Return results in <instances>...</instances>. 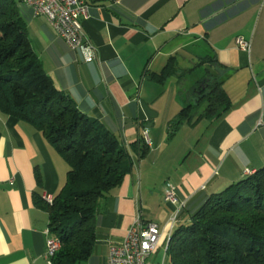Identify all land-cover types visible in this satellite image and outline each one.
I'll list each match as a JSON object with an SVG mask.
<instances>
[{"label":"crops","instance_id":"crops-1","mask_svg":"<svg viewBox=\"0 0 264 264\" xmlns=\"http://www.w3.org/2000/svg\"><path fill=\"white\" fill-rule=\"evenodd\" d=\"M85 1L82 26L95 48L90 62L28 5L19 1L18 7L55 87L130 153L131 170L99 201L96 239L85 261L106 264L110 245L122 240L137 212L159 224L165 248L172 229L173 206L163 199L169 183L187 199L177 219L183 223L211 194L264 165V0ZM239 35L249 39L248 51L236 46ZM170 57L189 73L210 57L226 66L230 107L217 118L182 121L172 131L189 102L179 93L181 81L149 77ZM145 132L148 151L141 156L132 144ZM67 171L39 130L0 112V264H50L48 213L36 201L56 195Z\"/></svg>","mask_w":264,"mask_h":264},{"label":"trees","instance_id":"trees-1","mask_svg":"<svg viewBox=\"0 0 264 264\" xmlns=\"http://www.w3.org/2000/svg\"><path fill=\"white\" fill-rule=\"evenodd\" d=\"M19 1L0 0V112L29 122L67 162L65 183L52 203L36 204L48 213V230L59 241L51 264H84L96 239L99 201L131 170L130 153L55 87L31 46ZM205 59L200 63L215 68L205 69L191 87L195 102L180 110L172 131L182 121L217 118L230 107L223 88L226 66ZM186 73L170 57L149 77L162 82L172 75L180 81ZM200 106V114L190 113ZM144 138L132 144L141 156L148 151ZM176 223L166 243L169 264H264V165L211 194L186 222Z\"/></svg>","mask_w":264,"mask_h":264},{"label":"built area","instance_id":"built-area-1","mask_svg":"<svg viewBox=\"0 0 264 264\" xmlns=\"http://www.w3.org/2000/svg\"><path fill=\"white\" fill-rule=\"evenodd\" d=\"M22 1L31 8L33 15L45 19L51 31L61 37L69 49L79 51L86 62L95 58V48L82 26V20L88 17L89 10L85 0ZM235 44L244 51L250 48L249 39L240 35L235 37ZM163 199L173 206L169 218L171 229L177 222L179 213L185 208L187 199H180L176 193V186L171 183L166 186ZM161 233V227L157 223L142 219L140 212H137L122 240L110 245L106 264H154L150 256L158 247ZM45 234V257L49 262V255H53L59 241L50 235L48 228Z\"/></svg>","mask_w":264,"mask_h":264},{"label":"rangeland","instance_id":"rangeland-1","mask_svg":"<svg viewBox=\"0 0 264 264\" xmlns=\"http://www.w3.org/2000/svg\"><path fill=\"white\" fill-rule=\"evenodd\" d=\"M207 66H208V64L206 65V67ZM208 67L211 70H214V68H215V67H213L212 63ZM211 70H209L208 72H211ZM205 72H206V70H205L204 66L194 67L192 72H190V73L187 72L186 75H184V77H182L180 79L181 83L179 84V88H180L179 93H181V95L185 99V101L188 100L189 102H192L194 104L195 97H194V95H192V93L190 91L191 87L196 85L197 81L204 78ZM202 106H200L198 109L191 110L190 113L194 112L195 115L200 114L202 112V108L204 107V106L203 107ZM150 260L154 264H169L168 259L165 256L163 243L160 242L158 244L156 251L150 256ZM84 263L87 264L88 262H84Z\"/></svg>","mask_w":264,"mask_h":264},{"label":"bare ground","instance_id":"bare-ground-1","mask_svg":"<svg viewBox=\"0 0 264 264\" xmlns=\"http://www.w3.org/2000/svg\"><path fill=\"white\" fill-rule=\"evenodd\" d=\"M146 134H144V137H146L145 136ZM145 139V138H144ZM147 141V140H146ZM248 173H252V172H248ZM43 200H45V202H47V203H52V196L51 195H43ZM170 235V234H169ZM168 238H169V236L167 237V240H166V242H165V248L164 249H166V243H167V241H168ZM58 247H59V244H57V249H55L54 250V253H53V255L55 254V252L58 250ZM53 255H49V263L51 264V257L53 256Z\"/></svg>","mask_w":264,"mask_h":264}]
</instances>
